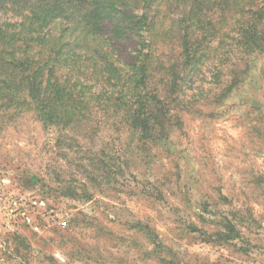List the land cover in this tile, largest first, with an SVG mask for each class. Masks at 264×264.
<instances>
[{
	"label": "rangeland",
	"instance_id": "rangeland-1",
	"mask_svg": "<svg viewBox=\"0 0 264 264\" xmlns=\"http://www.w3.org/2000/svg\"><path fill=\"white\" fill-rule=\"evenodd\" d=\"M182 12L161 6L156 45L178 40ZM65 26L54 17L45 32ZM247 66L219 103L179 107L157 143L102 125L44 128L30 111L0 124L6 189L46 199L67 221L33 233L0 220V264H264V54Z\"/></svg>",
	"mask_w": 264,
	"mask_h": 264
},
{
	"label": "trees",
	"instance_id": "trees-1",
	"mask_svg": "<svg viewBox=\"0 0 264 264\" xmlns=\"http://www.w3.org/2000/svg\"><path fill=\"white\" fill-rule=\"evenodd\" d=\"M173 1L178 40L162 41L172 56L160 58L153 25ZM7 14L17 20H0V124L30 111L44 128L161 142L179 107L219 103L264 54V0H0ZM54 17L66 23L57 35L45 32ZM118 43L131 47L121 55Z\"/></svg>",
	"mask_w": 264,
	"mask_h": 264
},
{
	"label": "built area",
	"instance_id": "built-area-1",
	"mask_svg": "<svg viewBox=\"0 0 264 264\" xmlns=\"http://www.w3.org/2000/svg\"><path fill=\"white\" fill-rule=\"evenodd\" d=\"M60 219L62 217L46 199L10 193L0 179V220L6 229L13 231L20 225L33 233H41L42 222L49 220L56 222L59 229L66 228L67 221Z\"/></svg>",
	"mask_w": 264,
	"mask_h": 264
}]
</instances>
